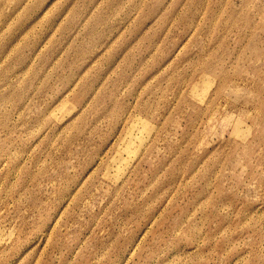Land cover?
<instances>
[{"label":"rangeland","instance_id":"rangeland-1","mask_svg":"<svg viewBox=\"0 0 264 264\" xmlns=\"http://www.w3.org/2000/svg\"><path fill=\"white\" fill-rule=\"evenodd\" d=\"M0 264H264V0H0Z\"/></svg>","mask_w":264,"mask_h":264}]
</instances>
